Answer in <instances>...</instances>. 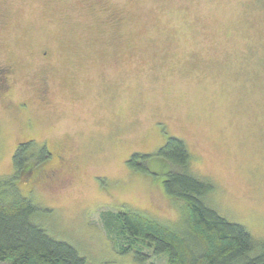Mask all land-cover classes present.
Segmentation results:
<instances>
[{
	"label": "rangeland",
	"instance_id": "obj_1",
	"mask_svg": "<svg viewBox=\"0 0 264 264\" xmlns=\"http://www.w3.org/2000/svg\"><path fill=\"white\" fill-rule=\"evenodd\" d=\"M10 64L0 179L15 174L22 143L64 158L29 162L42 173L17 185L40 208L34 222L87 264H140L114 248L105 211L187 230L156 156L170 137L214 185L208 203L264 242V0H0V65ZM136 153L152 156L147 172L128 165Z\"/></svg>",
	"mask_w": 264,
	"mask_h": 264
},
{
	"label": "trees",
	"instance_id": "obj_2",
	"mask_svg": "<svg viewBox=\"0 0 264 264\" xmlns=\"http://www.w3.org/2000/svg\"><path fill=\"white\" fill-rule=\"evenodd\" d=\"M32 147L22 144L13 158L15 174L0 179V264H87L77 248L55 239L33 220L40 208L17 182L29 162L44 161L49 154L46 149L31 153ZM156 156L171 167L164 188L184 203L187 230L179 232L134 209L105 211L101 222L119 254L140 264L163 255L167 264H264V242L208 203L214 185L194 173L187 144L170 137ZM150 157L136 153L127 163L147 172Z\"/></svg>",
	"mask_w": 264,
	"mask_h": 264
},
{
	"label": "flooded vegetation",
	"instance_id": "obj_3",
	"mask_svg": "<svg viewBox=\"0 0 264 264\" xmlns=\"http://www.w3.org/2000/svg\"><path fill=\"white\" fill-rule=\"evenodd\" d=\"M107 18L111 19L110 20V23L112 24L113 21V14H111V16H108ZM116 18V17H115ZM43 57L44 59H47L48 58V55H49V52H43ZM16 75V69L14 66H12L11 64L10 65H0V95L1 96H7V97H12V86H11V81L12 79L14 78V76ZM37 95L40 97V96H45L46 95V89H45V86L39 88L38 90V93ZM9 101L11 102L12 101V98H9ZM26 104H21L19 107H23L25 106ZM24 108V107H23ZM29 143V142H28ZM23 144V143H22ZM20 144V145H22ZM19 147V146H18ZM48 157H53L54 159L56 158V160L60 163H62L65 159L60 157L59 155L55 156L54 157V154L52 152H49L48 151ZM39 167L33 169V170H23L22 171V175L24 176H31L33 179H36L39 177V174L37 175L36 172H33L34 170H38ZM41 170V169H40ZM40 170H38V173H42V172H39ZM32 174V175H31ZM30 178V179H32Z\"/></svg>",
	"mask_w": 264,
	"mask_h": 264
}]
</instances>
